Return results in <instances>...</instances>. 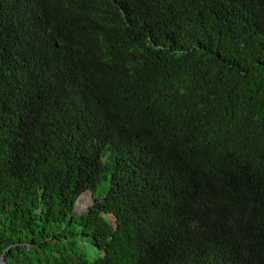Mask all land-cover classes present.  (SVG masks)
Instances as JSON below:
<instances>
[{"label":"trees","instance_id":"16d2710c","mask_svg":"<svg viewBox=\"0 0 264 264\" xmlns=\"http://www.w3.org/2000/svg\"><path fill=\"white\" fill-rule=\"evenodd\" d=\"M0 256L264 264V0H0Z\"/></svg>","mask_w":264,"mask_h":264},{"label":"water","instance_id":"95a60500","mask_svg":"<svg viewBox=\"0 0 264 264\" xmlns=\"http://www.w3.org/2000/svg\"><path fill=\"white\" fill-rule=\"evenodd\" d=\"M81 194L86 196V195L89 194V193H88L87 190H85V191L82 192ZM89 197H90V202L87 203L86 208L89 206V204H92V203H93V198H92V196H91L90 194H89ZM78 199H79V197L77 198V200H76V202H75V207H74V210H73V214H74V215L82 214V213L86 210V208H85V209H83V210H81V211H77V209H76V204H77ZM0 263L5 264V261H4V259H3L1 256H0Z\"/></svg>","mask_w":264,"mask_h":264},{"label":"rangeland","instance_id":"374dc122","mask_svg":"<svg viewBox=\"0 0 264 264\" xmlns=\"http://www.w3.org/2000/svg\"><path fill=\"white\" fill-rule=\"evenodd\" d=\"M88 193H89V192H88ZM81 195H82V194H81ZM81 195H80V196H81ZM80 196H79V197H80ZM86 202H87V203H89V202H90V197H89V194H87V195H86ZM85 208H86V207H84V209H85Z\"/></svg>","mask_w":264,"mask_h":264}]
</instances>
